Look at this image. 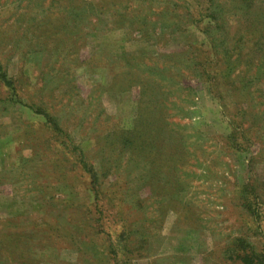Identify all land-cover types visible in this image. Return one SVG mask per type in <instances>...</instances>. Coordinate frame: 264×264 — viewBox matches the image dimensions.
Returning a JSON list of instances; mask_svg holds the SVG:
<instances>
[{
    "label": "rangeland",
    "instance_id": "1",
    "mask_svg": "<svg viewBox=\"0 0 264 264\" xmlns=\"http://www.w3.org/2000/svg\"><path fill=\"white\" fill-rule=\"evenodd\" d=\"M0 69V264L264 248V0H0Z\"/></svg>",
    "mask_w": 264,
    "mask_h": 264
},
{
    "label": "trees",
    "instance_id": "2",
    "mask_svg": "<svg viewBox=\"0 0 264 264\" xmlns=\"http://www.w3.org/2000/svg\"><path fill=\"white\" fill-rule=\"evenodd\" d=\"M1 70V69H0ZM0 81L4 84V86L7 88L8 91H11L13 95H15V87L11 80L7 78V75L5 73H0ZM35 112L42 113L38 109H35ZM46 117L52 121L53 119H50L49 115H46ZM58 126V125H56ZM77 155L79 163H81V166L83 167V170H88V166L83 161V155L82 153H77V150L73 152ZM248 188V187H247ZM244 201L245 203H242L241 207L243 210L248 212L251 217L256 221L258 219V209L256 208L255 203H251L249 198L244 195ZM232 249H233V259L232 261L237 264H264V248L260 251L256 250L255 246H253L249 239L241 236L236 237L232 241Z\"/></svg>",
    "mask_w": 264,
    "mask_h": 264
}]
</instances>
